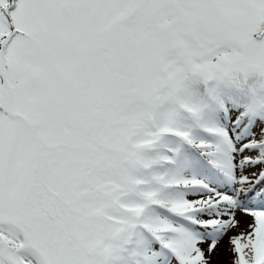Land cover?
I'll use <instances>...</instances> for the list:
<instances>
[{"label":"snow or ice","instance_id":"6c2138e0","mask_svg":"<svg viewBox=\"0 0 264 264\" xmlns=\"http://www.w3.org/2000/svg\"><path fill=\"white\" fill-rule=\"evenodd\" d=\"M0 264H264V0H0Z\"/></svg>","mask_w":264,"mask_h":264}]
</instances>
